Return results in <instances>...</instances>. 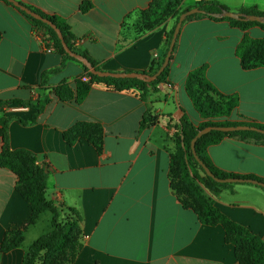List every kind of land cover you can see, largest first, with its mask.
<instances>
[{
	"label": "crops",
	"instance_id": "0c3cea01",
	"mask_svg": "<svg viewBox=\"0 0 264 264\" xmlns=\"http://www.w3.org/2000/svg\"><path fill=\"white\" fill-rule=\"evenodd\" d=\"M16 1L66 20L76 46L88 51L100 70L112 73L148 74L154 60L163 56L166 34L175 25L169 18L141 33V14L156 0ZM203 1L218 2L235 13L264 12V0H182L179 8H194ZM85 2L92 8L83 13ZM245 34L264 39V29L258 26L242 30L209 17L186 21L168 82L148 88L147 100L139 90L118 92L95 83L81 103L62 102L55 89L66 85L76 91L79 80H89L87 71L48 51L47 43L53 45L49 34L0 0V102H29L41 95L51 100L33 124L37 110L20 104L0 109V119H12L10 148L34 153L49 169L48 200L81 215L73 264H239L223 227L202 224L197 211L183 205L173 190L171 169L178 109L196 127L210 121L202 118L187 91L188 77L196 70L204 69L215 87L199 86L206 107L224 105L228 97L239 100L230 117L211 121L264 127V68L244 70L237 56ZM43 74L45 90L40 88ZM20 106L23 110H14ZM149 109L158 123L141 129ZM2 147L0 138V151ZM208 155L227 173L264 179V144L226 138L210 146ZM213 200L230 220L264 242V190L235 184ZM46 214L50 231L51 213L28 225L27 189L16 173L0 167V264H23L30 247L45 234L37 228ZM63 216L70 218L65 212ZM20 236L21 246L11 248Z\"/></svg>",
	"mask_w": 264,
	"mask_h": 264
},
{
	"label": "trees",
	"instance_id": "16d2710c",
	"mask_svg": "<svg viewBox=\"0 0 264 264\" xmlns=\"http://www.w3.org/2000/svg\"><path fill=\"white\" fill-rule=\"evenodd\" d=\"M7 5L14 7L7 0H2ZM182 0H156L155 3L146 11L142 12V22L140 25L141 33H147L160 27L169 18L175 19L173 29L166 34L165 49L163 56L154 60L152 67L148 74L153 75L159 71L164 63V59L169 51L176 25L180 16L194 8L203 10L206 14H196L187 18L190 21L196 18L209 17V14L221 13L223 10H228L225 6L215 1H203L196 5V7H188L180 9ZM22 4V3H21ZM24 5V4H23ZM26 6V5H25ZM32 11L41 15L43 18L53 22L58 29L61 30L67 46L77 54L82 55L90 61V63L100 70L97 62L92 59L88 51L79 49L76 46V38L71 31L70 25L63 18L56 15H48L41 10L26 6ZM16 8V7H14ZM92 8V4L85 2L81 6L83 13L88 12ZM35 29L44 30L52 39V51L63 57L64 60H71L79 63L70 57L64 50L61 40L57 33L49 25L42 21L36 20L20 9L16 8ZM241 13L248 15L264 16V12H258L254 9L241 10ZM214 19V18H212ZM220 21V19H214ZM228 21L233 26L242 30H249L252 27L258 26L264 29V24L257 22H240L232 19H221ZM185 21V22H186ZM237 56L241 60L242 68L244 70H251L258 67L264 68V39H255L245 34L241 43L237 47ZM172 60V58H171ZM81 64V63H79ZM82 65V64H81ZM87 71L88 81L79 80L77 82L76 91H73L69 86L63 85L55 89L56 96L62 102H76L81 103L88 95L91 86L95 83L104 84L110 89L118 92H128L132 90H139L142 92L141 98L147 100L148 88H155L159 84L167 83L170 73V64L165 71L152 83H146L137 79H116V78H100L90 74ZM46 74L42 76V83L40 88L45 90ZM199 86L204 90H215V87L206 79L204 69L192 72L187 81V91L192 99L196 110L200 113L202 118L210 120L201 124L199 127L194 126L186 117H183L178 127V132L175 134L177 147L174 154H172V169L171 178L173 183V190L182 198L184 206L193 208L197 211L199 219L202 224L223 227L227 244L235 248L236 258L239 264H264V242L260 237L254 235L249 229L237 224L224 215L216 206L214 197L226 190H233L235 184H222L216 182L214 179L208 177L197 161L192 151V141L197 136L200 130L208 127H233V126H251L264 129L263 126L256 123L244 122H214L211 120L217 118H228L233 111L238 107L239 100L233 97L226 98L224 105L216 107H206L202 98L199 95ZM51 100L46 95H41L37 99L29 102H0V109H3L11 104H20L23 107L36 109L37 113L32 118V124L36 122L38 116L44 112L46 106L50 104ZM158 117L153 115L150 109L146 112L141 123V129H150L157 125ZM10 117H3L0 119V138L3 142L2 150L0 151V167H4L16 173L21 182L27 189V201L31 207L30 226H35L42 215L51 213V230L43 234L25 254L23 264H50L51 261L60 253L65 251L71 244L73 238L79 236V227L82 217L75 209H68L67 207L56 205L47 198L48 191V177L49 169L38 162L37 156L28 150H12L9 142V124ZM26 124V123H24ZM70 133H66L65 138L71 142L69 138ZM226 138H239L241 140H251L256 143L264 144V135L252 131L240 132H219L211 131L207 135L201 137L196 143V153L199 159L210 169L215 177L219 179L228 178H244L255 179L264 182V179L256 176L243 177L236 174L227 173L214 165L210 156L208 155V148L212 145L220 144ZM87 140L93 144L98 151L100 147L95 141L88 137ZM179 172V182H176L175 173ZM262 190L264 188L260 187ZM70 216L66 222L61 220L63 213ZM23 242V237L20 236L12 245L11 248H18Z\"/></svg>",
	"mask_w": 264,
	"mask_h": 264
},
{
	"label": "water",
	"instance_id": "95a60500",
	"mask_svg": "<svg viewBox=\"0 0 264 264\" xmlns=\"http://www.w3.org/2000/svg\"><path fill=\"white\" fill-rule=\"evenodd\" d=\"M7 1L9 3H11L14 7L20 9L21 11H23L26 14L33 17L34 19L42 21L43 23L49 25L52 29H54L55 32L57 33L59 39L62 42V45H63L65 52L70 57H72L73 59H75L76 61L81 63L83 66H85L90 74H92L94 76H98L100 78L111 77V78H116V79H137V80L144 81L146 83H152V82L156 81L158 79V77L169 66L173 52H174V49H175V46H176V43H177L178 36H179L181 28H182V25L187 20V18L190 16H193V15H196V14H203V15L206 14L203 10H201L199 8H194V9H191V10L183 13L180 16L179 21H178L176 28H175V31H174V35H173L171 45L169 47V51H168V53L164 59L163 65L161 66V68L159 69V71L157 73H155L153 75L146 74V73H112V72L97 70L90 63V61L88 59H86L85 57H83L80 54H77L76 52H73L67 46L61 30L58 29L57 26L53 22H51L48 19L43 18L41 15L37 14L36 12L32 11L30 8L26 7L25 5L21 4L20 2H18L16 0H7ZM209 16L214 18V19H220V20L221 19H232V20H236V21H240V22H257L260 24H264V16L248 15V14L241 13V12L235 13V12H231L228 10H223L221 13L209 14ZM182 116H183V111L181 109H178V112L174 117L178 121H181ZM211 131H219V132H225V133L240 132V131H252V132H257V133L264 135V129H260L257 127H251V126H233V127H219V126L215 127V126H212V127H208V128L203 129V130H200L198 132L197 136L192 141L193 154L196 157L199 164L204 169V171L208 177H210V178L214 179L216 182L222 183V184H251V185H256L258 187L264 188V182H260V181L255 180V179H244V178L219 179V178L214 176V174L210 171V169L199 159V157L197 156V153H196L197 141L201 137H203L204 135H207L208 133H210Z\"/></svg>",
	"mask_w": 264,
	"mask_h": 264
},
{
	"label": "rangeland",
	"instance_id": "374dc122",
	"mask_svg": "<svg viewBox=\"0 0 264 264\" xmlns=\"http://www.w3.org/2000/svg\"><path fill=\"white\" fill-rule=\"evenodd\" d=\"M210 98V97H209ZM176 182H179V172L175 173ZM64 214V213H63ZM49 214H46L43 219H41V222H39L37 231L42 233H46L50 229V224L47 221V217H49ZM70 219V218H68ZM67 218H64V216L61 217V220L63 222H66L68 220ZM77 240L78 238L75 236L71 242V244L67 247L65 251L57 255L50 264H73L74 257L77 251Z\"/></svg>",
	"mask_w": 264,
	"mask_h": 264
},
{
	"label": "built area",
	"instance_id": "2783aa9c",
	"mask_svg": "<svg viewBox=\"0 0 264 264\" xmlns=\"http://www.w3.org/2000/svg\"><path fill=\"white\" fill-rule=\"evenodd\" d=\"M47 45H49L50 47H48V51H52V44L50 43H47ZM14 110H23V108L20 106V107H14Z\"/></svg>",
	"mask_w": 264,
	"mask_h": 264
}]
</instances>
